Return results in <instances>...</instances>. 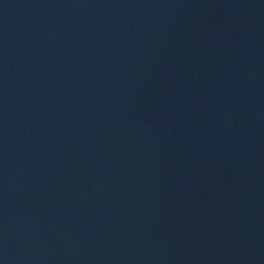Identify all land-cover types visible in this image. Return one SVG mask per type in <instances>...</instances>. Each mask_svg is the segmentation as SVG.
<instances>
[{
	"label": "water",
	"instance_id": "water-1",
	"mask_svg": "<svg viewBox=\"0 0 264 264\" xmlns=\"http://www.w3.org/2000/svg\"><path fill=\"white\" fill-rule=\"evenodd\" d=\"M0 264H264V0H0Z\"/></svg>",
	"mask_w": 264,
	"mask_h": 264
}]
</instances>
